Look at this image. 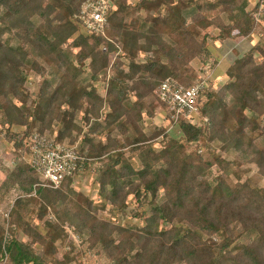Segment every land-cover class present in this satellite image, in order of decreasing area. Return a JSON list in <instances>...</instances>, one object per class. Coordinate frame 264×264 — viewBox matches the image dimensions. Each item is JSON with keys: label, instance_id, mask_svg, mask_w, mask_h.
I'll list each match as a JSON object with an SVG mask.
<instances>
[{"label": "trees", "instance_id": "trees-1", "mask_svg": "<svg viewBox=\"0 0 264 264\" xmlns=\"http://www.w3.org/2000/svg\"><path fill=\"white\" fill-rule=\"evenodd\" d=\"M83 1L0 0V114L10 124L16 116L14 123L24 128L21 136L9 131L16 157L0 186L1 198L9 185L20 192L7 220L8 263L68 264L70 251L61 259L56 254L69 221L78 230L88 228L89 247L99 244L113 264H264V40L229 64V80L219 89L202 88L197 121H180L176 134L155 127L151 136L140 127L158 106L164 109L158 84L170 77L193 85L199 76L193 78L189 62L209 55V38L252 34L259 26L254 13L261 2L248 9V0H109L115 8L107 14L103 33L87 34L79 32ZM209 26L214 34L206 32ZM147 51L151 54L138 61ZM43 59L54 73L50 79ZM87 69L91 82L83 84ZM29 71L43 77L33 105L24 93ZM99 81L103 95L95 85ZM137 92L140 96L131 100ZM105 107L109 110L101 124ZM78 111L86 125L94 121L93 131L115 124L131 136L110 139L108 130L109 142L103 143L86 134L76 151L82 158L60 186L39 185V175L23 161L22 150L30 151L25 139L36 123L40 133L52 122L59 124L55 142L81 132ZM157 135L161 139L152 140ZM127 147L138 167L126 156ZM223 153H240L256 173L241 180L239 157ZM89 168L97 173L101 197L117 211H125L129 195L146 207L131 211L143 220L141 228L99 219L91 199L86 205L76 201L73 175ZM229 173L235 182L228 180ZM5 231L2 218L0 262ZM18 232L28 239L19 240Z\"/></svg>", "mask_w": 264, "mask_h": 264}, {"label": "rangeland", "instance_id": "rangeland-1", "mask_svg": "<svg viewBox=\"0 0 264 264\" xmlns=\"http://www.w3.org/2000/svg\"><path fill=\"white\" fill-rule=\"evenodd\" d=\"M85 1V0H84ZM83 1V2H84ZM137 0H128L130 3H134ZM261 2L259 9L257 12L254 13L256 20L258 21V28L249 36L247 37H237L235 39H231L229 41L219 42L215 41L211 38L208 39V48L210 50L209 55L206 57L201 58H195L192 61L189 62V67L193 70L192 76L193 78H197L199 76L198 80L205 81V85L207 84L211 90H217L219 89L223 84H225L229 77L226 74V69L231 64V62H234L233 60L240 56L239 54H242L244 52H247L250 48H252L257 43H261L264 40V33H260L262 30L264 31V0H248L247 8H252L256 2ZM82 2V3H83ZM82 3L80 5V10L82 8ZM110 3L109 10H113L115 8V5ZM79 10V12H80ZM107 14H109V11ZM187 10V9H186ZM190 10V9H188ZM106 14V17H107ZM221 17L223 18L224 15L221 14ZM80 18V17H79ZM81 19V18H80ZM206 32H210L214 34L216 32V29L214 27H207ZM79 32H85L87 34H90L91 32L84 26L79 25ZM3 38L5 40H10L11 36L9 34H4ZM76 50V49H75ZM241 50V51H240ZM145 54H151L148 51L147 52H141L137 58L138 61H141L143 56ZM256 59H260L259 55L256 53L255 55ZM113 58V57H112ZM113 60V59H112ZM42 61V60H41ZM122 62H126V60L123 58L121 59ZM43 65L46 67V77L52 78L53 74L51 72V67L49 68V62L45 61L43 59L42 61ZM125 69H127L125 67ZM112 74L111 67H108L107 70V77H109ZM43 80V77L36 73L35 71H29L27 73L26 81L24 84V93L27 92L29 95L27 98V104L33 105V100L36 97V93L38 92L39 86ZM81 82L83 84H88L90 81L88 69L85 71V73L80 78ZM197 80V81H198ZM95 85L98 87V92L100 94H104V84L102 82H96ZM139 92L132 94L130 96L131 100L134 98H138L140 95ZM25 95V94H24ZM149 101V98L147 99ZM15 101V100H14ZM18 103V100L15 101ZM108 108H103L100 122L103 121V118L105 114L108 112ZM83 111H78L76 113L75 120L77 124L81 128V132L72 131V133L69 136L64 137L63 141L61 142H55V134H57L59 130V124L52 122L50 128L45 127L43 129V133H40L37 128L38 124L36 123L32 134L37 133L42 138H45L52 142L53 144H59L60 146H63L68 149H73L75 152L80 149V145L82 143V140L84 136L87 134L91 137H93L95 140H100L103 143L109 142L108 138V130H110V139L116 138L120 141L125 140L126 135H130V131L127 132L126 135H123L120 133L119 129L113 125L110 128H106L105 130L103 128H98L96 131L92 130L93 128V122L90 121L86 125V121L83 120ZM199 115H196L194 118V122L197 121L199 118ZM13 123H9L7 121H4L2 119V115L0 114V186L2 181L5 179L6 171L8 168H12L14 164V160L16 157L15 150L13 149L12 142L8 139L9 134L11 131L12 133H18L21 136V133L23 132V127L21 128L20 125H17L16 121H18V118L16 116H12ZM262 118V117H261ZM31 119V118H30ZM28 119V120H30ZM3 120V121H2ZM101 124H104L103 122ZM140 127L142 128V131L146 133L147 135L153 136V133L155 134L156 130L155 127L163 128L164 131L171 133H178L177 129L178 126L170 122L166 116L164 109L160 108L159 106L154 110V115L152 117L145 116L144 119L140 123ZM28 136L25 139V144L29 146L31 145V136ZM18 136V137H19ZM161 139V136L153 137L152 140L158 141ZM153 142L154 146L160 147L158 143ZM24 145V146H26ZM212 145L215 148L219 147V144L216 142H213ZM187 145L183 144V148H185ZM126 152V156L129 157V161L133 164V166L138 167L139 161L138 159L132 155V151L129 147L124 149ZM203 154H205L203 152ZM23 155V161L25 163H30V158L32 157L30 154V151L23 149L22 150ZM223 156L229 157V158H238L239 165L237 166L239 171H242V179L248 178L249 176H253L256 173V167L254 164L246 161L244 158L240 157V153H236L234 155H227L223 153ZM96 165L94 166V168ZM94 168H89L87 170H81L77 171L72 178V182L70 187L75 190L76 194L75 199L78 201L81 205L87 204L86 198L91 199L93 201L92 206L96 207L94 209V213L98 214L99 219H106L110 220L112 223L120 224L123 226H130L134 229L141 228L143 224V220H141L139 217H135L131 211L134 209L137 212H141L142 209H145L146 207L143 205H140L136 202V199L134 196L129 195L126 199L127 207L125 208L124 212L117 211L115 207L110 204L108 201H106L103 197H101V194L99 192V184L96 182L97 173L95 172ZM218 168L216 166H213L212 172H217ZM228 180L235 182L236 176L235 174L229 173L227 176ZM9 190L3 195V197H0V222H2V218H5L4 214L12 207V203L14 199L19 195V190L14 185H9ZM4 190V189H3ZM32 206V204L30 205ZM53 216V212L50 210L49 212ZM53 218V217H52ZM75 221H77L75 219ZM37 223V226H40L41 222L35 221L34 224ZM75 223V222H74ZM88 228L84 227L81 230H78L75 226L69 225V221L64 223V233L61 235L63 236V241H60L57 243L58 246V252L56 256L61 259L63 256V253L66 251H70V255L73 257V259L68 264H113L112 261L109 260V257L104 253V251L101 250L100 245H96L95 247H89L91 242L89 241V231ZM136 229V230H137ZM130 232H126L125 236L129 237ZM116 236V235H115ZM16 237L19 240L26 241L28 237L21 232H18L16 234ZM34 250L40 254L42 252V249L38 244L34 245ZM5 264H10L8 261Z\"/></svg>", "mask_w": 264, "mask_h": 264}, {"label": "built area", "instance_id": "built-area-1", "mask_svg": "<svg viewBox=\"0 0 264 264\" xmlns=\"http://www.w3.org/2000/svg\"><path fill=\"white\" fill-rule=\"evenodd\" d=\"M109 0H85L79 12L83 25L90 31L103 33L106 22V14L110 8ZM205 86V81L198 80L191 86H184L173 78H165L157 88V96L164 104L166 118L177 125L180 121L194 122L198 115V97ZM30 164L40 177L39 185L58 188L62 180L71 174L77 166V160L82 157L73 149H68L59 144H53L49 140L34 133L31 136ZM10 209L5 212L6 231L2 242V261H8L6 244L10 237L7 231V220Z\"/></svg>", "mask_w": 264, "mask_h": 264}, {"label": "crops", "instance_id": "crops-1", "mask_svg": "<svg viewBox=\"0 0 264 264\" xmlns=\"http://www.w3.org/2000/svg\"><path fill=\"white\" fill-rule=\"evenodd\" d=\"M231 39H224V41H229L230 42ZM219 42H223V40L219 41ZM241 51V50H240Z\"/></svg>", "mask_w": 264, "mask_h": 264}]
</instances>
